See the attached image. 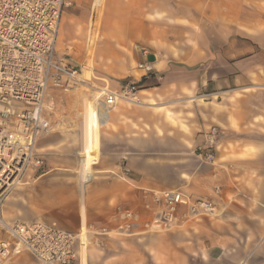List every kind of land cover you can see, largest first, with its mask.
Wrapping results in <instances>:
<instances>
[{"label": "crops", "instance_id": "0c3cea01", "mask_svg": "<svg viewBox=\"0 0 264 264\" xmlns=\"http://www.w3.org/2000/svg\"><path fill=\"white\" fill-rule=\"evenodd\" d=\"M68 1L56 51L80 68L79 49L95 44L91 0ZM101 22L91 78L116 89L133 79L142 104L103 107L81 149L74 121L54 105L59 128L35 145L44 164L25 169L3 201L5 219L77 234L70 264H264V0H104ZM141 61L153 71L137 69ZM213 125L220 134L206 162L197 151ZM163 190L213 211L179 205L174 227L154 229L152 193ZM32 261L22 251L5 264Z\"/></svg>", "mask_w": 264, "mask_h": 264}, {"label": "built area", "instance_id": "2783aa9c", "mask_svg": "<svg viewBox=\"0 0 264 264\" xmlns=\"http://www.w3.org/2000/svg\"><path fill=\"white\" fill-rule=\"evenodd\" d=\"M69 4L67 0H0V264L22 251L34 257L25 264H70L75 259L77 234L42 221H8L2 214L3 201L25 169L44 164L35 154V145L56 125L48 117L53 101L48 104L47 99L52 100L53 91L68 92L82 84L81 68L56 51L60 14ZM136 68L145 74L153 71L152 64L144 61ZM138 91L134 81L116 90L104 85L99 102L107 112L121 100L142 104ZM204 134V147L197 156L212 162L220 128L210 126ZM153 197L163 206L160 221L164 226L174 223L179 205L196 215L213 211L209 202H192L178 190L154 191ZM126 216L131 218L130 213ZM130 225L126 221L122 230L128 231Z\"/></svg>", "mask_w": 264, "mask_h": 264}, {"label": "rangeland", "instance_id": "374dc122", "mask_svg": "<svg viewBox=\"0 0 264 264\" xmlns=\"http://www.w3.org/2000/svg\"><path fill=\"white\" fill-rule=\"evenodd\" d=\"M68 1V0H67ZM95 0H91V4H90V11L92 12L91 15V22H93V24L91 25L93 32L96 34L95 37V44L92 48V51L90 54H88L87 51V47L85 46L84 49L80 48L78 51V58H83L82 61L80 62V68L82 69L84 67V65L86 64L87 60L89 59V57H92L95 60V57H93L94 55H96V49L98 44L100 43V41L102 40V38H105L104 36L106 35V32L102 26V22H101V18H102V13H103V6H104V0H102L101 6H92ZM70 2V1H69ZM68 7H70V4L68 6H65L63 9H67ZM93 60V67H92V71L94 72V75L96 76L95 73V62ZM89 68L90 66L87 65ZM91 69V68H90ZM82 71V70H81ZM82 73V72H80ZM81 77V75H79V78ZM82 80V84H78L77 87L69 90L68 92H60L59 94H53L52 93V100L47 99V103L50 104L53 101V105H52V110L51 113L52 114L54 112L55 106L54 105H60L61 109H63L65 111V113L68 114V117H70L75 124V128L80 131V140L77 143L78 149H81V126H82V120H85L86 116L85 114H82L83 110H84V105L81 104L80 101V95L83 94L85 101L90 100V98H94L96 99V101L102 100L103 96H102V87L104 85H106V87H108L109 89L113 88L116 90L114 86L115 82L113 81H109L104 83L103 81H101L100 79H98L97 77H93L90 80L86 81L83 80L82 78H80ZM109 80V79H107ZM129 81H133V79L131 78H127L123 80V83H127ZM137 88L140 89L139 85L137 84ZM118 89V88H117ZM139 93V92H138ZM137 93V95L139 96V94ZM139 98H141L139 96ZM141 102L143 101V99H140ZM123 102H126L124 100H121ZM120 102V101H119ZM100 106V104H99ZM64 113V114H65ZM70 114V115H69ZM52 122H54L55 125V129H58V122L51 120ZM101 128V127H100ZM53 130V131H54ZM51 131V132H53ZM100 131V130H99ZM50 133V132H49ZM99 157V156H98ZM97 161V160H96ZM94 167V164L92 165ZM153 196V193H152ZM154 199V197H153ZM155 201V200H154ZM155 203L158 204V212L155 216V221H154V229H159V230H163L165 228H172L175 226V223H171L170 226H164V223H162V221H160V218L162 216V212H163V206L160 202L155 201ZM206 215V214H205ZM122 230V229H120ZM123 231V230H122ZM127 232V231H124Z\"/></svg>", "mask_w": 264, "mask_h": 264}, {"label": "bare ground", "instance_id": "6f19581e", "mask_svg": "<svg viewBox=\"0 0 264 264\" xmlns=\"http://www.w3.org/2000/svg\"><path fill=\"white\" fill-rule=\"evenodd\" d=\"M82 73H80L81 77L83 80H90L91 79V70L90 68L87 66V64L84 65V67L81 69ZM87 97V96H86ZM85 97V98H86ZM84 95L81 94L80 95V101L81 104L84 105V110L82 112V114H85L86 118L85 120L82 121V126H81V143L84 144V140H85V130L93 127V126H97L100 125L103 120L106 118V113L105 110L103 108V105L100 104L99 101H96V99L94 98H90V100L85 101ZM100 104V106H99ZM82 164L83 163V158L81 160ZM83 170H84V174L85 177H87V174L90 171V169L85 166V164L83 165ZM92 173V172H91Z\"/></svg>", "mask_w": 264, "mask_h": 264}]
</instances>
